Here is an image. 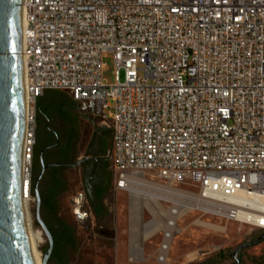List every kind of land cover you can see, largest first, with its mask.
<instances>
[{
    "label": "built area",
    "instance_id": "built-area-1",
    "mask_svg": "<svg viewBox=\"0 0 264 264\" xmlns=\"http://www.w3.org/2000/svg\"><path fill=\"white\" fill-rule=\"evenodd\" d=\"M21 15L24 199L36 99L60 90L109 127L115 189L149 198L158 264L192 213L264 229V0H22Z\"/></svg>",
    "mask_w": 264,
    "mask_h": 264
},
{
    "label": "rangeland",
    "instance_id": "rangeland-1",
    "mask_svg": "<svg viewBox=\"0 0 264 264\" xmlns=\"http://www.w3.org/2000/svg\"><path fill=\"white\" fill-rule=\"evenodd\" d=\"M103 62V79L112 84L110 53ZM48 92L50 97L35 120L32 184L41 168L39 152L52 133L59 137L58 150L65 152L59 161L70 165L49 167L39 184V216L53 238L47 264H158L153 252L161 227L141 242L143 259L128 261L131 197L115 189L109 127L81 115L66 92ZM31 195L29 214L32 227L42 234L43 242L38 246L42 257L48 242L35 219ZM140 215L144 224L150 220L144 208ZM207 217L192 213L179 220L167 264H235L233 252L248 243L251 245L236 254L238 264H264V229Z\"/></svg>",
    "mask_w": 264,
    "mask_h": 264
},
{
    "label": "water",
    "instance_id": "water-1",
    "mask_svg": "<svg viewBox=\"0 0 264 264\" xmlns=\"http://www.w3.org/2000/svg\"><path fill=\"white\" fill-rule=\"evenodd\" d=\"M22 0H0V264H34L28 242L24 212L23 151L25 136V92L21 55ZM32 184L35 219L44 232L48 246L41 257L47 264L53 238L39 216V184L45 167ZM77 162L76 164H78ZM244 244L234 252L236 254Z\"/></svg>",
    "mask_w": 264,
    "mask_h": 264
},
{
    "label": "bare ground",
    "instance_id": "bare-ground-1",
    "mask_svg": "<svg viewBox=\"0 0 264 264\" xmlns=\"http://www.w3.org/2000/svg\"><path fill=\"white\" fill-rule=\"evenodd\" d=\"M23 19L21 15V29L23 28ZM25 148L28 144L31 143L30 138H25L24 140ZM25 154L23 153V163L27 161L25 159ZM130 206H129V224H130V245L132 248L136 247L138 252L141 250V242L151 234H153L157 228L162 226V222L160 219H153L148 223L144 224L141 221V208H148L149 207V198L146 196L140 195L138 191L134 190L130 194ZM30 198L23 200L24 212L26 216V227H27V236L28 242L32 254V259L34 264H42L41 262V254L38 251V246L43 242L42 234L39 230L34 229L31 224L30 214H29V202ZM250 204L254 207V209L263 212L264 215V201L261 202H250ZM156 214L160 215L163 212L160 209L155 210ZM203 226H210L208 224H204L200 222ZM222 231L221 228H217Z\"/></svg>",
    "mask_w": 264,
    "mask_h": 264
},
{
    "label": "flooded vegetation",
    "instance_id": "flooded-vegetation-1",
    "mask_svg": "<svg viewBox=\"0 0 264 264\" xmlns=\"http://www.w3.org/2000/svg\"><path fill=\"white\" fill-rule=\"evenodd\" d=\"M58 143H59V137L57 135V133H52V136L50 138V140H48V142H46L43 147L41 149H43L42 152V159H43V165L45 167L41 182L43 180L44 174L47 171V169L49 167H53V166H60V167H64V166H69L70 164H67L65 162H60L58 157L65 153L62 150H58ZM97 171V169H96ZM99 178H100V174L97 171ZM101 179V178H100Z\"/></svg>",
    "mask_w": 264,
    "mask_h": 264
},
{
    "label": "crops",
    "instance_id": "crops-1",
    "mask_svg": "<svg viewBox=\"0 0 264 264\" xmlns=\"http://www.w3.org/2000/svg\"><path fill=\"white\" fill-rule=\"evenodd\" d=\"M48 91L49 90L45 91L41 96H39L36 99V103H35V117H36L35 120H36V122L39 119V114H40L39 112H40V109L43 106V103L47 101L48 97H50V93Z\"/></svg>",
    "mask_w": 264,
    "mask_h": 264
}]
</instances>
